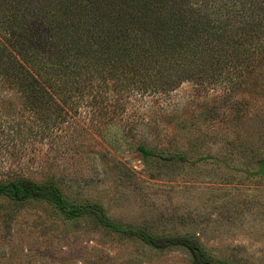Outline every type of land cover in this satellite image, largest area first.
Returning <instances> with one entry per match:
<instances>
[{
    "label": "rangeland",
    "instance_id": "1",
    "mask_svg": "<svg viewBox=\"0 0 264 264\" xmlns=\"http://www.w3.org/2000/svg\"><path fill=\"white\" fill-rule=\"evenodd\" d=\"M219 6L221 61L94 66L83 93L47 99L40 115L0 80V182L54 180L117 223L192 236L218 261L264 264V0ZM0 264L192 260L184 248L153 249L92 217L3 195Z\"/></svg>",
    "mask_w": 264,
    "mask_h": 264
},
{
    "label": "trees",
    "instance_id": "2",
    "mask_svg": "<svg viewBox=\"0 0 264 264\" xmlns=\"http://www.w3.org/2000/svg\"><path fill=\"white\" fill-rule=\"evenodd\" d=\"M220 9L219 0H0V80L40 115L47 99L65 102V97L83 93L94 66L217 61L221 54L214 45L224 37L211 21ZM56 102L50 106L65 107ZM139 150L145 157L156 156L144 146ZM3 195L19 202L44 201L69 220L92 217L153 249L184 248L192 264H231L212 258L192 236L155 235L117 223L102 204L75 202L54 180L0 182Z\"/></svg>",
    "mask_w": 264,
    "mask_h": 264
}]
</instances>
